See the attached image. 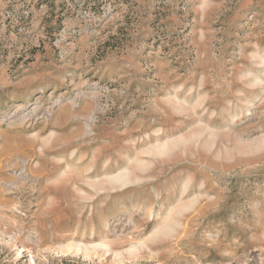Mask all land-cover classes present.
I'll list each match as a JSON object with an SVG mask.
<instances>
[{
	"label": "rangeland",
	"instance_id": "374dc122",
	"mask_svg": "<svg viewBox=\"0 0 264 264\" xmlns=\"http://www.w3.org/2000/svg\"><path fill=\"white\" fill-rule=\"evenodd\" d=\"M0 264H264V0H0Z\"/></svg>",
	"mask_w": 264,
	"mask_h": 264
},
{
	"label": "bare ground",
	"instance_id": "6f19581e",
	"mask_svg": "<svg viewBox=\"0 0 264 264\" xmlns=\"http://www.w3.org/2000/svg\"><path fill=\"white\" fill-rule=\"evenodd\" d=\"M130 158V157H129ZM96 159V158H95ZM129 160H131V158L129 159ZM94 164V163H93ZM79 165V164H78ZM93 168V165H90V167H89V170H91ZM129 169V168H128ZM124 171V170H123ZM124 173H126V172H124ZM91 175V174H90ZM120 175V174H119ZM121 175H123L122 174V172H121ZM128 179V178H127ZM187 188H188V186L186 185L185 187H184V189H183V193L182 194H184V192H186V190H187ZM189 204V203H188ZM187 205V204H186ZM186 205H184L183 206V208H185V207H187ZM135 207H139V208H141V206H139V205H136ZM145 209H147V210H152L153 209V206H149V207H146ZM172 210V209H171ZM175 211H176V209H175ZM175 211L172 213L171 211V213L170 214H168L169 215V219L172 217V221H174V219H175V221H177L176 219V217L175 216H173V214H176L175 213ZM181 213H183V211L181 212ZM152 214V213H151ZM177 214H178V212H177ZM180 214V213H179ZM178 214V215H179ZM150 215V214H149ZM161 215H164V214H161ZM167 216V215H166ZM168 221V220H167ZM166 222V221H165ZM166 224V223H165ZM160 225V224H159ZM164 225V224H163ZM163 225H161V227H164ZM158 228H157V231H159L160 230V227L159 226H157ZM69 249H71V250H76V251H80V250H82L83 249V246L82 245H78V244H74V243H71L69 246Z\"/></svg>",
	"mask_w": 264,
	"mask_h": 264
}]
</instances>
